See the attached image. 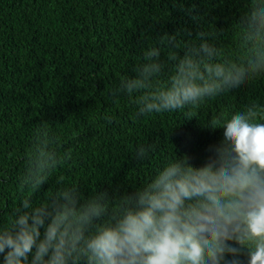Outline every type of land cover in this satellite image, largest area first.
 I'll use <instances>...</instances> for the list:
<instances>
[{
    "label": "clouds",
    "instance_id": "9594fccd",
    "mask_svg": "<svg viewBox=\"0 0 264 264\" xmlns=\"http://www.w3.org/2000/svg\"><path fill=\"white\" fill-rule=\"evenodd\" d=\"M176 6L188 11L184 0ZM223 35L162 33L110 90L113 100L129 98L138 119L246 95L227 118L205 123L224 130L222 143L200 165L176 152L142 186L109 191L58 175L73 151L38 128L21 158L30 195L0 224V264H264V0L239 15L232 47ZM155 152L140 144L134 159Z\"/></svg>",
    "mask_w": 264,
    "mask_h": 264
},
{
    "label": "trees",
    "instance_id": "16d2710c",
    "mask_svg": "<svg viewBox=\"0 0 264 264\" xmlns=\"http://www.w3.org/2000/svg\"><path fill=\"white\" fill-rule=\"evenodd\" d=\"M249 3L184 0L185 12L176 0H0V224L30 195L19 183L21 158L42 126L73 151L57 174L89 188L131 191L176 152L200 165L223 141L224 130L205 123L227 118L246 95L138 119L129 98L113 100L110 90L134 75L143 50L162 33L219 30L232 47ZM145 143L156 152L138 162L135 149Z\"/></svg>",
    "mask_w": 264,
    "mask_h": 264
}]
</instances>
